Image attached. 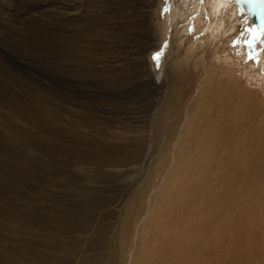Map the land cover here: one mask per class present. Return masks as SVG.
Wrapping results in <instances>:
<instances>
[{
	"label": "rangeland",
	"instance_id": "obj_1",
	"mask_svg": "<svg viewBox=\"0 0 264 264\" xmlns=\"http://www.w3.org/2000/svg\"><path fill=\"white\" fill-rule=\"evenodd\" d=\"M178 46L264 88V32L231 1L0 0V264L117 261L183 117Z\"/></svg>",
	"mask_w": 264,
	"mask_h": 264
},
{
	"label": "bare ground",
	"instance_id": "obj_2",
	"mask_svg": "<svg viewBox=\"0 0 264 264\" xmlns=\"http://www.w3.org/2000/svg\"><path fill=\"white\" fill-rule=\"evenodd\" d=\"M215 55L212 46L165 53L163 76L174 72L185 87L183 117L169 126L164 169L143 178L138 202L129 197L125 218L135 228L124 235L121 227L111 264H264V88L215 67Z\"/></svg>",
	"mask_w": 264,
	"mask_h": 264
},
{
	"label": "water",
	"instance_id": "obj_3",
	"mask_svg": "<svg viewBox=\"0 0 264 264\" xmlns=\"http://www.w3.org/2000/svg\"><path fill=\"white\" fill-rule=\"evenodd\" d=\"M247 16L253 28L264 31V2L262 0H231Z\"/></svg>",
	"mask_w": 264,
	"mask_h": 264
},
{
	"label": "snow or ice",
	"instance_id": "obj_4",
	"mask_svg": "<svg viewBox=\"0 0 264 264\" xmlns=\"http://www.w3.org/2000/svg\"><path fill=\"white\" fill-rule=\"evenodd\" d=\"M166 2H167V0H166ZM262 2H264V0H262ZM254 34H255V33H254ZM159 55H160V54H159V53H157V54H156V56L154 57V59H155V58H158V57H159Z\"/></svg>",
	"mask_w": 264,
	"mask_h": 264
}]
</instances>
